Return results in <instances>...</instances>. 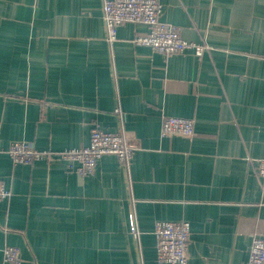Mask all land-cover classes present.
I'll return each mask as SVG.
<instances>
[{
  "label": "crops",
  "instance_id": "obj_1",
  "mask_svg": "<svg viewBox=\"0 0 264 264\" xmlns=\"http://www.w3.org/2000/svg\"><path fill=\"white\" fill-rule=\"evenodd\" d=\"M103 1L0 0V264H158V220L191 223L188 264H246L264 237L250 162L264 158V0H160L163 20L211 46L201 56L137 45L148 27L131 22L109 44ZM164 115L194 118L195 136H162ZM96 125L135 146L128 164L105 154L82 176L7 152L85 146Z\"/></svg>",
  "mask_w": 264,
  "mask_h": 264
},
{
  "label": "built area",
  "instance_id": "obj_2",
  "mask_svg": "<svg viewBox=\"0 0 264 264\" xmlns=\"http://www.w3.org/2000/svg\"><path fill=\"white\" fill-rule=\"evenodd\" d=\"M103 18L106 25V40L113 44L118 37L119 25L131 22L146 24V33L137 34L133 42L137 45L150 46L154 50L172 56L173 54L192 49L201 56L210 51L211 46L205 42L186 40L181 28L174 23L163 20V4L160 0H104ZM0 124V140H1ZM196 134L195 119L164 115L161 135H183L193 137ZM135 146L129 142L122 132H110L100 126H93L88 145L69 148L62 151L39 149L33 142L15 140L11 142L7 152L15 164H32L37 160H65L70 170L85 176L92 173L105 154H116L123 164H128L134 154ZM253 169L264 189V158L250 159ZM12 195L11 189L0 180V200ZM130 229L138 234L136 214H129ZM156 260L158 264H188L189 246L191 242V223L187 220H158L155 223ZM4 260L21 262L20 250L15 246H5ZM246 264H264V237L254 236L250 246L249 258Z\"/></svg>",
  "mask_w": 264,
  "mask_h": 264
}]
</instances>
